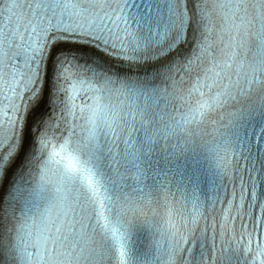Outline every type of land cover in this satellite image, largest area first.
Segmentation results:
<instances>
[{"label": "snow or ice", "instance_id": "6c2138e0", "mask_svg": "<svg viewBox=\"0 0 264 264\" xmlns=\"http://www.w3.org/2000/svg\"><path fill=\"white\" fill-rule=\"evenodd\" d=\"M0 264H264V0H0Z\"/></svg>", "mask_w": 264, "mask_h": 264}]
</instances>
